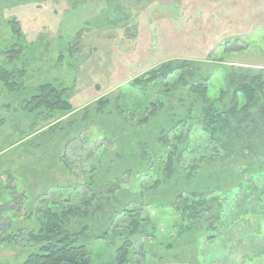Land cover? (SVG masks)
Segmentation results:
<instances>
[{"label": "rangeland", "instance_id": "374dc122", "mask_svg": "<svg viewBox=\"0 0 264 264\" xmlns=\"http://www.w3.org/2000/svg\"><path fill=\"white\" fill-rule=\"evenodd\" d=\"M142 2L146 0H0V46L7 44L11 39V26L8 22L12 18L21 23L26 39L31 44V50L23 59L18 60L19 64L15 69L17 76L21 77V89L11 92L4 84H0V264L26 262L31 249L25 239L27 240L30 232L36 233L40 228L37 220L38 206L45 205L48 199L58 201L61 198L60 190L55 186L61 185L63 181L74 183L90 171L88 156L92 155V147L101 141L90 143L91 138H96L99 130L87 125L88 120L87 124L81 127L82 133H78L79 127L76 123H79L83 116H88L84 109L103 96H109L116 101L121 94H125L123 101L129 109L138 105L143 93L141 94L138 88H132L130 84L135 78L166 63L148 61L141 65L137 60L128 58L134 57L133 55L123 52L124 49H131L129 40L135 37L137 29L134 24L138 27L145 14V7L140 6ZM116 5H125V13L111 16L113 20H110V24H117V28H100L105 23L102 9ZM124 14L130 19L123 21ZM120 19L123 22H120ZM115 21L118 22L114 23ZM126 21L130 23L129 28H125ZM259 25L260 27H257L255 23L256 28L251 34L228 39L231 41L228 46L225 44L227 40L223 41L224 43L217 46L205 59L187 60L191 62L173 59L174 71L168 77L171 86L164 87L163 84L160 90L150 93V99L158 103L155 94L165 92V89L172 90L176 85L178 88L187 89L189 93L182 99L175 98V92L167 93V96L172 98L169 113L175 115V118L171 125H168V122H157L154 127L155 137L146 143L142 140L138 145L150 149L151 144L158 138L162 141L172 137L174 139V135L171 136L174 134L172 124L185 123L183 120L190 118V108L186 105L192 107L194 103H199V88L207 86L210 101L227 104L228 121L235 126L237 122L233 123V120L240 119L244 131L238 132L242 135L240 138H236L235 131L230 132V136L220 131L219 136L226 141V147L222 148V144L210 142L201 121H194L191 130L182 135L181 146L184 150L178 153L173 151L177 153L176 161L183 155V158L187 157L189 164L186 168L169 166L168 170L192 175L189 168H193L197 145L210 146L215 151L221 147V154L207 157L201 176L193 179H170L169 184L163 180L157 186L149 175L143 174L140 184L143 185L146 181L148 200H144L140 184L139 188L129 193L122 192L115 202L113 197H109L108 183L120 176L121 169L117 168V164L127 161L128 154L122 145L119 152L113 150V154L109 155L100 168V172L106 175V189L101 181L97 182L99 196L94 204L86 205L84 201L78 212H68L63 219L66 229L63 236L68 234L72 243L87 245L90 249L91 264H114L119 255L118 248L124 240H127L126 244L133 241L135 243L134 248H131L133 254L130 255V264H264V22ZM88 26H91L92 30L87 32L89 34L85 41L80 43V49L75 48V53L71 55L67 51L68 41L75 40V35L84 33ZM105 32L113 36H102ZM76 46L74 44V47ZM12 69L11 66L7 68L9 71ZM256 76L260 77L258 82H255L258 88L256 104L232 111L231 108L235 104L231 100L237 85L247 79L252 81ZM49 81H60L71 86L74 113L63 120L72 122L71 126L64 123V127L70 130L68 133L60 131L55 135L47 134L41 145L42 138L27 140L36 127H33L34 118L23 108V103L39 85ZM190 94H194L195 101L189 99L193 97ZM161 105L159 102V109L163 108ZM90 110L94 111L93 108ZM154 113L153 110L142 109L133 129H142L144 124L149 123L151 116L148 114ZM182 113L184 115H181ZM115 118L122 123L117 126L123 132L122 136H125L126 120L118 115V112H115ZM43 124L45 123L40 122L38 125ZM43 133L46 134V130ZM66 134L68 139L70 136L73 139L68 142L66 152V162L71 170L69 175L60 165V145ZM122 139L124 141L125 138ZM105 143L113 148L112 142ZM128 144L130 145V142ZM146 150L144 155L147 163L155 164L156 155ZM125 164L130 165L129 162ZM257 173H263L262 177L256 179ZM240 179L246 181L244 191L231 205L226 216L233 224L232 228L226 231L224 236L201 246L198 244L197 235L204 232L207 226L216 224V211L218 210L219 215L221 207L219 196L224 195L221 189L236 185ZM78 187V192L88 191L85 186ZM177 191L206 194L208 218L204 224H192L189 234L186 233V228L181 226V233L174 239L175 242L168 246V242L174 241L172 227L177 223L178 215L159 205L161 201L171 199ZM25 194L30 200H27ZM246 195L248 202L244 199ZM138 202L144 207L148 205L141 214L156 220L159 225L157 241L146 236L144 231L133 234L127 229L125 209L134 208ZM252 207L255 208L254 214L237 222L236 218H240L245 210ZM32 209L37 214L31 218L29 212ZM224 231L225 229L220 230L222 233ZM13 232L16 234V241L13 239L8 243L2 242L13 235ZM197 245L203 253L199 260ZM128 250L129 245L122 248L121 253Z\"/></svg>", "mask_w": 264, "mask_h": 264}, {"label": "trees", "instance_id": "16d2710c", "mask_svg": "<svg viewBox=\"0 0 264 264\" xmlns=\"http://www.w3.org/2000/svg\"><path fill=\"white\" fill-rule=\"evenodd\" d=\"M123 6L125 5H116L113 7L107 6L103 8V15H105L103 21L105 23L103 24V26H100V28H117V24H110V20H113L111 16L117 15L119 13H125ZM122 19L124 21L125 19H130V17H126V14H124V18ZM122 19H120V22H123ZM117 22L118 21H115L114 23ZM8 23L9 26H11V39L7 44L0 46V84H4L11 92H13L15 90L21 89L22 87L20 85L21 77L17 76V72H15V69L19 64L18 60L23 59L27 52L31 50V44L26 39L25 32L22 29L21 23L18 21V19L12 18ZM129 24L130 23L126 21L125 28H129ZM134 26L136 28L135 24ZM88 27L89 28H87L84 33H77L75 35V40L68 41V53L72 55V53H75V48L80 49V43H82L83 40L85 41L86 36H88L89 34L87 32L89 30H92L91 26ZM101 35L105 37L113 36L111 33L106 32L102 33ZM230 43L231 41L227 40L225 44L226 46H228ZM74 44H76L77 46L74 47ZM79 54L80 53H78V55ZM184 60L186 62H191L187 61L188 59ZM8 66H11L13 69L11 71L7 70ZM173 71L174 60H168L166 61V63H163L160 66L151 69L149 72H146L145 75L135 78L130 86L132 88H138L140 93L142 92L143 94H147L146 96H144L141 93L143 96L142 100L138 103V105L133 106L130 109L123 101L125 94H121L119 98L116 99V101L109 96H103L91 106L84 109L85 113H87L88 116H83L80 122L76 123L77 127H79L77 129L79 131L78 133H82L81 129L83 128V125L87 124L88 120L87 125H91L92 128L96 127L99 130L96 138H91L90 143H96L99 141H101V143L96 145L95 147H92V155L88 156V165L90 166V171L85 175V177H80L76 179V182L70 184H68L69 182L63 181L61 185L55 186L59 188L61 198L58 201L54 199H48L45 205L38 206L37 211L39 213V217L37 218V220L40 223V228L36 233L30 232L27 240L25 239L26 243H28V248H30L31 251L29 252L28 259L24 264L92 263V259L89 255L90 249L87 245L74 244L70 241L68 234L63 236V233L66 230L64 229L63 219L65 217V214H67L68 212H78L80 210L81 204L84 201H86V205L94 204L97 196H99V190L96 187V185L98 184L97 182L101 181V184L104 185V189H106V185L104 183L106 175L100 172V168L103 167L102 163L109 158V155L111 156L113 154V150L117 152L120 151V145L127 149L128 154L126 156L127 161H121L117 164V168L121 169L120 176L114 181L108 183L107 194L110 198L113 197L114 202L120 197L122 192L129 193L135 188H139L140 179L141 177H143V174L149 175L152 180H154V185L157 186L163 180L165 181V183L169 184L170 179H179L181 181L186 178H188L189 180L201 176V172L204 169L207 157L215 155L218 156L219 154H221V147L216 148L217 151H215L210 146L207 147L197 145L195 148V157L193 158V168H189V171L191 170L190 174H192L190 176L189 174L185 175L181 171L171 172L168 170L169 166L176 168H186V166L189 164L187 157L183 158V155L179 161H176V155L178 151L184 150L181 146L182 135L184 134V132L186 133V131L191 130L192 124H194L196 121L202 122L203 130L204 132H206V134H208V139L210 140V142H218V144H222V148L226 147V141L224 140V138H221L219 136L220 131H222V133H227V136H230V132L232 131L237 132L236 138H240L242 136L240 133H238L244 131L241 120L234 119L233 123L237 122V125L235 126L230 124L227 119L229 115L228 105L211 102L209 87L207 86L199 88V103H194L192 107L191 105L189 106V104L186 105V107L188 106L187 108H190V118H185L183 120L185 123L178 122L176 125L172 124L171 129H173L174 134H172L171 136L174 135V139L172 137L168 138V140L164 139L162 141L158 138L159 141H154L151 144L150 149L146 148L148 150H146L143 145H138L142 140H144V142L146 143L153 136L155 137L154 127L156 126L157 122H168V125H171V121L175 118V115L173 116L169 113V106L172 102H170V99L172 98L168 97L167 93L169 94L171 92H175V98L178 99L184 98L186 94L189 93L187 89H184L183 87L178 88L176 85V87H174L172 90L165 89V92H157L158 95H155L159 100L158 103H155L150 99V93L160 90V87L163 84L164 87L171 86V83L168 82V77L173 73ZM259 78L260 77L256 76L252 78V81L247 79L237 85V88L233 92L231 100V102L235 104V106L231 108L232 111L237 109H244L256 104L258 88L255 86V82H258ZM262 87H264V82L262 83ZM190 95L193 96L189 97L190 100L196 99L194 94ZM71 97V86L63 82L49 81L42 85H39V87L36 88L35 92L27 99H25L23 103V108L27 110L34 118L33 127H36V129L30 133L27 140L30 141V138H32L33 141V138H42L43 141H41V145H43L44 139H46L48 135H55L60 131L68 133L70 130L68 127H64V123L66 121L63 120L64 117H70L71 114L74 113ZM159 102L162 103L163 108L159 109ZM90 108H93L94 111L92 112ZM142 109H144V111L153 110L156 114H148V116H151L149 118V123L144 124L142 126V129H133V125L135 124V121L138 118V114H140ZM115 112H118V115L122 116L126 120L124 124L127 127V134L125 136H122L123 132L117 126L118 123H122L116 120ZM92 115L94 116V118H92ZM181 115H184V113H182ZM40 122H44L45 124L39 126L38 124ZM66 123L67 125L71 126L72 122L68 121ZM44 130H46V134L43 133ZM122 138H125L124 141ZM71 140H73L71 136L68 139V135L66 134L61 142L62 145H60V165L65 169V171H67V175H69L71 172L66 162V152L68 151L67 145ZM105 141L112 142L113 148H111L110 145L106 144ZM128 142H130V145L128 144ZM203 147L204 149L202 150ZM145 150L146 152H154L153 154L156 155L157 159V162L155 164L151 165L147 163L148 161L146 160V156L144 155ZM175 150L177 153L173 152ZM128 162L130 163V165L125 164ZM262 174L263 173H257L256 179L262 177ZM181 175L184 177H181ZM69 178L70 176H68L67 179ZM142 184L143 185L140 184V190L143 193V196H145L144 200H148L146 196V188H148V185L146 181H144ZM245 185L246 181L240 179L236 183V185L226 187V189H221L222 191H224V195L219 196V205H221V207L219 209V215L218 210L216 211V224L207 226L204 232L197 235L198 244L204 246L208 241H214L218 237L224 236L226 231L232 228L231 226L233 224L229 222L226 216L230 212L231 205L240 198L239 194L244 191L243 189ZM78 186H85L88 191H86L85 193L81 191L78 192ZM262 196L264 197V190ZM25 197L27 198V200H30L28 195L26 196L25 194ZM207 199L208 198H206V194L177 191L175 195H172L171 199L169 198L168 200L161 201L159 205L160 207L166 210L169 209L168 211L172 210V212H176V214L178 215V221L172 227L174 229L172 240H174L175 238L177 239V237L181 233V226L186 228L185 231L189 234L192 224H195L197 222H203L204 224L206 222V219L208 218V216H206ZM244 199H246L245 201L247 202L249 201L247 195ZM149 204H151V202H149ZM147 206L148 205H145V207ZM145 207L143 204L138 202V204H136L134 208H130L128 210L125 209L126 221L128 222L127 229L129 230V233L133 234L144 231L146 236L153 237V239L157 241L158 235L160 233L159 225L156 220L150 219L148 216L141 214L142 210L145 209ZM33 210L34 209L29 212V217L31 218L35 217V214H37V212L34 213ZM254 212V207L245 210L241 214L240 218H236L237 222L242 221L248 215H253ZM12 222H14V220ZM11 225L13 224L11 223ZM221 229H225V231L222 233L220 232ZM15 236L16 234L14 233L8 238L3 239L2 242L8 243L13 239H15L14 241H16L17 237ZM175 240L173 242H168L166 245H172ZM126 243L127 240H124V243L121 245L122 247L119 246V255H117L116 262H114V264H130L132 262L130 260V255L132 256L133 249L131 250V248H134L135 243L134 241L130 242V244ZM128 245L130 250L121 253V249L125 248ZM197 252V259L199 260L201 254L203 253L201 252V250H199L198 245ZM205 256H207V253H205Z\"/></svg>", "mask_w": 264, "mask_h": 264}, {"label": "crops", "instance_id": "0c3cea01", "mask_svg": "<svg viewBox=\"0 0 264 264\" xmlns=\"http://www.w3.org/2000/svg\"><path fill=\"white\" fill-rule=\"evenodd\" d=\"M140 6L145 14L123 52L141 65L205 59L223 41L264 22V0H146Z\"/></svg>", "mask_w": 264, "mask_h": 264}]
</instances>
